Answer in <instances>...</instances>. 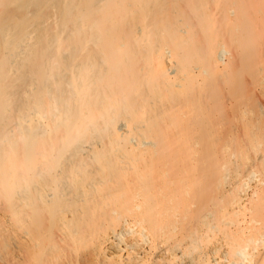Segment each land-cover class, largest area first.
I'll use <instances>...</instances> for the list:
<instances>
[{
  "label": "bare ground",
  "instance_id": "obj_1",
  "mask_svg": "<svg viewBox=\"0 0 264 264\" xmlns=\"http://www.w3.org/2000/svg\"><path fill=\"white\" fill-rule=\"evenodd\" d=\"M210 5L238 21L226 41L210 39ZM262 37L264 0H0V193L20 199L23 264L47 236L89 235L93 254L132 255L118 264H245L247 249L264 264V150L213 142L237 131L222 100L243 99L240 74L255 83ZM252 183L256 214L243 225Z\"/></svg>",
  "mask_w": 264,
  "mask_h": 264
},
{
  "label": "rangeland",
  "instance_id": "obj_2",
  "mask_svg": "<svg viewBox=\"0 0 264 264\" xmlns=\"http://www.w3.org/2000/svg\"><path fill=\"white\" fill-rule=\"evenodd\" d=\"M252 4L249 7L257 5L256 3H252ZM208 7L210 8L208 11L211 13V16H210L211 20L209 23H207L206 26H207L208 34L210 35V39L220 40L221 37H223V38H225V41H226L227 36L230 34L229 32H231L230 29L234 28L238 24V21L232 16L227 21H221L219 13L217 15V12H219V9H221V8H218L217 9L218 11H216V9H214V6L210 5ZM201 37L202 36L199 33L197 36V39H195V40L201 41ZM195 40L193 42H195ZM221 40H223V39H221ZM173 59H175V58H173V55H170V60L172 61ZM233 63L235 64L236 62L234 61ZM254 64H255V66H254L255 72L257 70V72H256L257 75L256 76L254 75L255 76L254 77L255 83L252 82L254 80L253 79L251 80L250 76L247 73L240 74V77L236 80V83H234V85H238V86L242 87V89H240V90H241V92H244V93H240V95L243 96V94H244L243 99H241L239 97L240 100H238V99H236L237 95H235L234 99L238 100V101L232 102L231 98L226 99L225 101H223L225 99V98H223V100H222V102L227 103L226 105L228 108H229V106L230 107L233 106V109H232L233 112L231 111V108L229 109L230 112L227 111V109H228L227 107H226L227 109L224 108V112H226L228 115L230 114L229 116L227 115L228 117H230V116L233 117V115L234 116L236 115L237 118L241 117V116H239L241 113L239 112L240 114H238L237 112L240 109V105L245 107L244 112L246 111L245 113H247L248 115L245 114L246 116L244 115V117H247V118H244V117L243 118L246 119L247 122H246V120L241 121L242 117L239 118L241 121V122H239V120H237L236 116H235V120H237V121L235 122V120L233 119L234 120L233 124L235 125V123H236V127H238V128H235L237 131L234 130V131H236V132H234L235 134H233V133H232L233 135L228 134L230 137H228L226 135L227 133H224L221 136L218 134L213 135L214 146L218 150L232 151L231 148L234 146L233 144H235V143H237V144L241 143L243 147L245 146V144H247L246 147H249L248 145H250V147L247 149L248 153L250 155H252L256 151L259 152V151L264 150V37H262L261 41L258 42V46L256 48V53H255ZM230 72L232 73V71H230ZM219 81L229 82L228 84L230 85V83H231L230 81H232L231 74L220 76ZM234 85H232V86H234ZM243 88L245 91H242ZM225 94H226V92H225ZM223 96L226 97L225 95H223ZM232 100H233V97H232ZM226 101H228L229 103L231 102L230 103L231 105L228 104V102H226ZM223 105L226 106L224 103H223ZM236 106L238 108H236ZM243 107H241L242 110L244 109ZM247 108L249 109L250 112H251V110L252 111L255 110L254 114L248 113L249 111H247ZM251 108H253L254 110ZM244 112L242 111L241 115H243ZM231 113H233V115ZM251 113H253V112H251ZM214 116H215V118H217L218 117L217 113L214 114L213 117ZM242 122H245L244 125ZM239 123H242V126L240 129H239ZM242 127H245V129H247V131H245L247 133H244L243 131H241ZM238 129H239V131H238ZM242 130H244V129H242ZM237 132L241 133V135L239 137L235 136L238 134ZM141 133L144 134L145 133L144 130H143V132H140V134ZM148 134L149 133H147V135ZM144 135H146V134H144ZM147 135L145 136L146 139L143 137L145 140H147V138L149 140V138H150V137H148L149 135L148 136ZM224 136H227V137L224 138ZM232 136H234V137H232ZM222 137H223V139H222ZM138 138H140V137H138ZM173 140H174L173 141L174 143L176 140H177V143H180V141L184 140V139L182 137H180L179 140L175 139V138H173ZM241 144H239V145H241ZM225 145L228 147H226ZM235 148H238V147H235ZM236 162H240V160L237 159ZM232 170H233L232 166H228L226 168L221 169V172L219 174V179L221 180V182L225 183V186L226 185L230 186L233 183V179H232V175H231ZM253 187H254V184L253 183L250 184V188L247 192V198H245V200L242 202V210L240 211V213L237 217V221H239V223H243V225L249 223L251 217H253V215L255 213L254 210L256 211V208H257V207H255V205H257V204H255L256 202L254 201L255 203H253V201L250 200L251 199L250 198L251 197L250 189ZM16 191H18V187L16 188ZM101 196H98V199L99 198L103 199V196L102 197ZM105 198L107 199L106 196H105ZM11 199H12L11 201H13L14 204H16V205H18L20 203L19 202L20 199H18V195L16 193L11 197ZM105 200L103 199L101 201L106 202ZM141 200H142L141 197L135 198V202H137V203H140ZM251 201H252V203H251ZM68 202L69 201H67V205H68ZM16 205L15 206L9 205V202L6 200V198H4L0 193V264H23V261H22V259H23L22 253L23 252H21L23 250V248H22V246H23L22 242L23 241H22V232H21V228H22L21 226L22 225H21V219L19 218L20 209H18L19 207H17ZM71 207H72V205H71ZM67 208H69V207H67ZM261 209H262V207H261ZM94 211L98 212L97 209ZM91 215H92V212H91ZM6 216H8L7 220L5 218ZM92 216H94V214ZM98 216L100 219L103 218V216H101V214H99V213H98ZM95 218H96V214H95V217L93 218V220L90 219V220H92V222L95 225L93 224L94 226H92L91 225L92 222H91V224L89 222V224L92 227V228L89 227V230H91V229L94 230V228H98L95 226L99 225L97 223L100 220H99V218H97L96 222H94ZM134 219L132 216L131 217H129L128 215L125 216V220L129 225L133 226L136 229H139V226H137V225L135 226ZM97 220H99V221L97 222ZM171 221L173 222L175 228L178 227V225H179V222H178L179 221V213H176L175 217L173 219H171ZM75 222L77 223L76 220H75ZM164 222H165V220L164 219L162 220L160 215H159V224H163ZM71 223H72V221H71ZM73 223L69 224V226H67L68 227L67 230H69V232H70V230L76 231L78 224H79V226H78L79 228H81L82 227L81 225L83 224V222H81V221H80V223H82L81 225H80L79 221H78L77 225H76V223L75 224H73ZM87 223H88V221H87ZM86 226H84V227H86ZM74 228H75V230H73ZM85 229L87 230L88 227ZM148 229H147V237L149 238V237H151V235H150V232ZM91 232H92V230H91ZM48 237L49 236H47L46 241L45 240L43 241L44 244L42 243L43 245H45V246H43L44 248L43 247H42L43 249L40 248V249H42L41 251H39V252H42V253H39L40 259L38 258L39 259L38 262H35L32 264H118L122 260H123L122 262L125 263L124 261H127V257H129V256H127V254H129V252L123 246H121V249L125 250V252L122 251V253L121 252L115 253V254L107 253V252H104V249H103V250H101L102 253L101 252L97 253V251H96V252H94L95 254H93L92 248H93V244H94V238L90 235L83 240L79 239V240L73 241V239H75V238H71L72 241L68 240L69 242L67 241V243L61 242L60 245L58 244V246L56 244L57 242L56 243L53 242V240H51V238H48ZM140 241H142L141 237H140ZM144 247H146V246H144ZM45 248H46V250H45ZM90 250H91V252H90ZM43 252H45V253H43ZM247 252L249 255H248V260L245 262V264H249L250 255L252 254L251 249H247ZM90 253L93 255H91ZM130 256H132V255H130ZM140 257L142 258V261H140L141 259L139 261L142 262L143 264H160L159 262H156L154 259H152L150 257H146V258H144L142 256H140ZM117 261H119V262H117Z\"/></svg>",
  "mask_w": 264,
  "mask_h": 264
}]
</instances>
